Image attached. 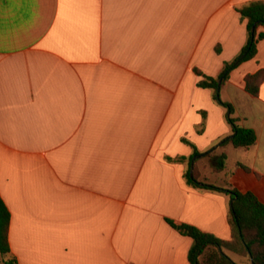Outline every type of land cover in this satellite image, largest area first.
Segmentation results:
<instances>
[{
	"label": "crops",
	"instance_id": "0c3cea01",
	"mask_svg": "<svg viewBox=\"0 0 264 264\" xmlns=\"http://www.w3.org/2000/svg\"><path fill=\"white\" fill-rule=\"evenodd\" d=\"M252 1L0 0V196L19 264H191L168 220L231 239V198L184 174L189 143L232 135L195 69L218 77L242 52ZM261 70L264 39L220 91L256 145L219 147L226 171L202 176L264 204V80L257 96L245 81Z\"/></svg>",
	"mask_w": 264,
	"mask_h": 264
},
{
	"label": "trees",
	"instance_id": "16d2710c",
	"mask_svg": "<svg viewBox=\"0 0 264 264\" xmlns=\"http://www.w3.org/2000/svg\"><path fill=\"white\" fill-rule=\"evenodd\" d=\"M238 11L242 19L247 21L248 31V40L242 52L232 62L225 63L224 69L218 77L203 75L200 70L195 69L198 75L203 76L198 85L213 90L216 102L227 109L232 135L206 152L203 156L204 160L196 161L193 176L191 175L193 157L204 153L186 141L194 151L188 159V169L184 174L189 186L195 189L224 193L231 198L233 203L228 218L231 239L224 240L195 226L177 225L172 220H168L182 235L193 239V246L189 252L191 264H238L226 254V250L249 257L252 264H264V204L252 192L244 193L229 183L220 186L210 180L209 177L202 176L203 168L211 169L216 174L226 171L228 157L224 152H219V147L223 148L232 144L237 149L248 150L257 143L255 130L239 125L238 118L234 117V106L221 99V87L228 80L230 73L241 63L255 58L258 53V43L264 39V31L259 32L261 27L264 28V0L252 1L239 7ZM262 80H264V70L247 76L245 79L246 90L257 96ZM202 127H204V123ZM184 159L180 158V160ZM202 161L206 163L201 165ZM10 221L11 213L0 196V264H19L10 245Z\"/></svg>",
	"mask_w": 264,
	"mask_h": 264
},
{
	"label": "water",
	"instance_id": "95a60500",
	"mask_svg": "<svg viewBox=\"0 0 264 264\" xmlns=\"http://www.w3.org/2000/svg\"><path fill=\"white\" fill-rule=\"evenodd\" d=\"M204 155H205V153L201 154V155H196V156L193 157L192 164H191V175L192 176H193V173H194V167H195L196 161L199 160L200 158H202ZM232 203L233 202H231V204Z\"/></svg>",
	"mask_w": 264,
	"mask_h": 264
},
{
	"label": "rangeland",
	"instance_id": "374dc122",
	"mask_svg": "<svg viewBox=\"0 0 264 264\" xmlns=\"http://www.w3.org/2000/svg\"><path fill=\"white\" fill-rule=\"evenodd\" d=\"M232 151H233V150H230V152H232ZM240 153H242V152H240ZM202 163L205 164L206 162H205V161H202L200 164L202 165ZM226 254H227V255H228V254H230V255H234L236 258L238 257L237 255H235L233 252H230V251H227Z\"/></svg>",
	"mask_w": 264,
	"mask_h": 264
}]
</instances>
